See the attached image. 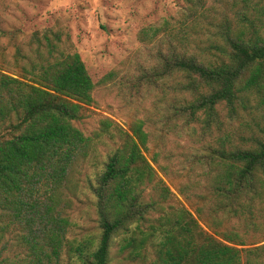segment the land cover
<instances>
[{
    "label": "trees",
    "instance_id": "1",
    "mask_svg": "<svg viewBox=\"0 0 264 264\" xmlns=\"http://www.w3.org/2000/svg\"><path fill=\"white\" fill-rule=\"evenodd\" d=\"M213 1L220 8L208 6V0H186L179 27L166 20L139 36L153 47L137 82L155 84L164 93L162 131L183 133L200 122L203 135H219L192 159L208 178L209 194H198L197 217L184 206L166 210L171 191L144 154L145 120L136 119L125 131L105 118L94 137L73 124L94 102L95 83L67 31L35 32L28 51L17 47L22 79L0 70V208L10 211V222L26 220L32 236L23 239L36 264L54 258L57 264L65 244L72 254L68 264H109L118 235L120 250L133 259L153 246V264H252V257L264 256V245L238 247L245 245L246 234L229 225L233 219L252 222L264 204V0H231L230 12L226 0ZM204 19L209 22L202 26ZM220 104L227 108V122L219 115ZM235 120L242 130L256 126L257 132L240 134L236 142L229 130ZM104 135L120 137L121 143L89 185L99 231L72 243L66 239L69 220L57 208L61 190L73 165L87 158L95 139ZM152 160L158 164L156 157ZM155 210L157 217L151 215Z\"/></svg>",
    "mask_w": 264,
    "mask_h": 264
},
{
    "label": "rangeland",
    "instance_id": "2",
    "mask_svg": "<svg viewBox=\"0 0 264 264\" xmlns=\"http://www.w3.org/2000/svg\"><path fill=\"white\" fill-rule=\"evenodd\" d=\"M226 1L224 8L230 12L231 0ZM212 3L217 4L213 0H208L206 4L209 6ZM186 6V0H0V70L20 77L21 67L14 58L18 46L28 51L35 32L41 34L50 28L67 31L95 83L92 93L94 102L84 107L83 117L73 121V124L85 135L94 137L101 120L105 118L125 131H131L136 119L145 120L144 128L149 132V140L144 154L171 191L165 203L166 210H171L172 206H184L197 217L196 208L202 204L198 194H209L206 189L208 178L201 164L192 159L199 158L196 154H201L206 143L214 144L219 135L216 131L203 135L200 122L190 123L183 133L171 129L162 131L161 119L168 104L164 93L155 84L144 82L140 85L137 82L140 68L148 67L149 49L153 47L151 42L141 41L140 32L166 20L172 27H179L184 20ZM206 21L209 22L204 19L199 24L205 26ZM164 33H159L156 39ZM21 64L29 67L25 59L21 60ZM217 109L221 119L227 122L226 106L220 104ZM241 123L235 120L229 125L236 142L240 134L247 136L251 131L254 134L257 132L256 126L248 131L242 130ZM111 128L116 132L113 126ZM120 143L121 139L117 136L110 138L104 135L95 139L90 155L80 158L70 170L69 183H64L57 206L69 220L68 241L78 243L97 235L95 198L89 185L95 181L109 152ZM226 146L229 147L228 144ZM154 157L158 164L152 160ZM159 164L166 168V173L159 168ZM152 195L151 188L147 187L146 198L150 199ZM209 209L207 206L203 211L207 214ZM9 212L0 208V264H36L35 254L23 239L29 233L26 220L10 222ZM255 212L252 222L233 219L229 224L246 234L245 245L238 247L264 245V204L259 205ZM159 214L158 210L151 213L154 217ZM199 223L212 233L203 220ZM31 236L27 237L31 239ZM120 238L118 235L112 242L109 264L154 263L157 256L153 246H147L143 257L133 259L128 250H120ZM38 242L43 243V240L38 237ZM70 255L65 244L57 264H68ZM43 261L46 262V259L43 258ZM50 264H56L55 258ZM252 264H264V256L252 257Z\"/></svg>",
    "mask_w": 264,
    "mask_h": 264
}]
</instances>
